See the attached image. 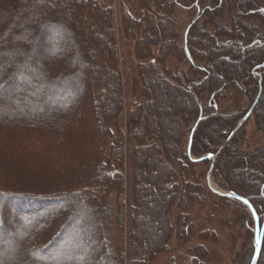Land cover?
Returning a JSON list of instances; mask_svg holds the SVG:
<instances>
[{"label": "trees", "instance_id": "1", "mask_svg": "<svg viewBox=\"0 0 264 264\" xmlns=\"http://www.w3.org/2000/svg\"><path fill=\"white\" fill-rule=\"evenodd\" d=\"M21 1L0 0V60L4 54L10 58L18 56V60L9 67L5 66L7 62L0 64V96L6 95L8 99L4 112L1 113L0 107V208L4 204L10 213L25 211L23 216L28 221L20 219L17 222L19 235L12 245L0 248V261L2 264H98L104 254L110 264H123V246L115 247L111 236L105 233V227L112 228L115 221V229L122 234L126 221L121 195L124 184V132L118 121L123 110V87L114 32L113 0H23V7ZM129 1L135 5L131 6L132 11L125 9L121 12L123 30L127 38L134 41L138 60H151L153 63L145 66L141 62L139 66L145 101L140 105L139 118L143 122L134 135L137 147L131 156L133 204L129 216L128 253L130 264H152L168 250L174 235L182 238L188 222L186 201L192 202L202 193L200 185L191 183L197 179L192 166L201 162L193 161L191 156L199 158L218 154L213 174L218 179L222 174L229 178L227 189L247 199L259 218L264 219V203L258 205L255 200L260 193L264 200V146L244 149V124L236 128L251 108L242 107L236 112L221 113L213 106L224 96L228 84L234 85L243 94L249 92L250 97L255 90L262 89L260 96L253 100L255 108L251 115L256 118L257 131L264 136V0H213L214 11L221 10L220 4H223L233 15L232 30L213 24L214 31L209 34L205 27L194 26L198 23L197 18L189 26L187 34L191 31V35L188 38L186 34L183 47L177 46L178 33L172 18L178 5L176 1ZM55 9L59 13L49 15V11ZM138 11L139 17L133 18ZM59 14L64 20L62 29L66 38L52 39L45 31L49 25L54 31V24L48 21H59L54 17ZM77 20L80 24L76 26ZM30 26L32 30L28 29ZM205 37L208 41L204 40ZM222 37L230 38L231 42L219 43ZM17 42L22 45L20 49L16 48ZM197 42L201 43L200 47L194 50ZM44 44L49 45L47 52ZM71 46L75 47L74 55ZM156 48L158 51H155ZM193 53L201 64L195 63ZM32 56H39L42 61L50 60L48 68H40L39 63L28 64ZM73 56H76L75 61ZM85 57L92 63L93 72L83 91L76 87V83L83 78ZM170 57L190 62L193 71L191 76L187 75L185 91L192 98L194 107L193 111L188 107L184 112L179 110L177 113L179 104L173 100L174 127L164 138L155 139L149 132L154 131V123L157 122L156 109L160 107L157 98L161 100L162 90L154 89L149 78L154 73L157 75L155 64L164 65ZM77 66L78 69L75 68ZM201 72L206 78L193 84L191 78ZM258 73H262L261 83ZM16 79L26 81V86L17 87V93L5 94L9 88L16 86ZM241 81L243 86L244 82L248 83L249 88L243 90L239 84ZM206 92L211 94L210 105L202 103L201 95ZM24 96L28 108L23 105ZM189 116L191 118L185 122ZM181 120L185 124H181L179 131ZM187 127L190 129L189 136L196 129L192 132L190 150L188 147V153H183L179 146L187 134ZM229 137L231 139L226 143ZM107 138L112 139L110 146H107ZM148 148H152L154 156L168 171L162 174L161 186L170 189L169 199H172L167 215L163 206L159 212L162 217L167 216L168 237L165 239L166 234L160 235L159 246L152 249L141 245L137 218L139 210L145 215L143 207H139L140 201L145 203L141 197L140 181L152 176L145 165V149ZM190 173H193L191 181L181 188L179 177ZM27 187H32V190ZM45 187L51 190H37ZM61 192L67 196L59 197ZM112 193L117 194L116 213L110 202ZM73 201L79 205L72 210H76V215L70 214L71 209L64 212L62 207L46 213L42 211L43 207L46 209L66 202L70 205ZM177 203L181 213L174 233L169 217ZM85 210L93 212L91 219L95 233L87 232V239H83L82 243L96 235L99 238L98 247L94 250L86 244L92 255L82 247L71 259L69 256L51 261L45 259L44 262L39 255L46 256L52 249L55 251L59 242L65 241L61 246L72 249L75 234L81 229L80 217L85 215ZM96 210L102 214L100 217ZM4 222V214L0 212V234L7 231ZM249 229L253 238L254 231ZM139 246L142 247L139 249ZM195 251L185 264H203L197 257L206 255V250L196 247ZM254 254L255 247L248 264ZM259 262L264 264V234L257 264Z\"/></svg>", "mask_w": 264, "mask_h": 264}, {"label": "rangeland", "instance_id": "2", "mask_svg": "<svg viewBox=\"0 0 264 264\" xmlns=\"http://www.w3.org/2000/svg\"><path fill=\"white\" fill-rule=\"evenodd\" d=\"M99 1L104 2V0H99ZM168 1L169 2L176 1L178 3L172 15V18L174 20V27L178 33V39L176 40V42L178 43L177 46L180 47L184 46L185 44L184 39L188 32L189 26L197 18H198L197 20L198 23L195 24L194 26H200L201 28L205 27L208 30L209 34L214 31L213 24L215 26L220 25L224 29H228L229 31H231L233 28L231 21L233 15L229 12L227 6H224L223 4H220L222 5L221 10L218 9L214 11L212 6L213 0H196V2H191L190 0H168ZM24 3L25 2L22 0L20 3L21 7L24 6ZM132 5L135 4H132L129 0H113V5H112L114 9L113 21H114V32H115V39L117 45L119 69H120L119 71H120V75L122 79V87H123V110L119 115L118 121H119V126L124 132V168L122 170L124 174V184L121 195L124 199L126 221L123 228L124 232L122 234H120V232H118L115 229V221L113 223L112 228L105 227V233L111 236L115 247L116 245L123 246V250L125 251V261L123 264H130L131 262V256L128 253V243H129L128 235L131 229V227L129 226V216L131 215V208L133 204L131 156L134 149L137 147V144L134 140V135L140 129V123L143 122V120L139 118L140 105L145 101V98L143 97L144 81L142 83L139 66L141 62H143L145 66H148L150 63H153L151 62V60H144V61L138 60L134 51V41L127 38L123 30L120 21L121 12L125 9H129L130 11H132L133 10L131 8ZM57 12L59 13L58 9H55V11H49V15L51 16L55 15ZM137 14H140V12L138 11L134 16L132 15L133 18L139 17L137 16ZM54 17L58 18L59 21L52 19L48 21L51 22V24H54L53 25V27H55L54 31L52 30L53 28H49L50 26L49 25L45 33L47 34V36H49L52 39L66 38L64 35L65 31H63L62 29L64 22V20H62L61 18L62 14H59L58 16H54ZM75 22H76V26L80 24L78 20ZM257 25L260 26L259 22ZM237 26L239 27L238 24ZM28 29L32 30L31 26ZM189 35H191V31ZM207 39L208 37H205L204 40L208 41ZM220 41L219 43H225V42L228 43L231 42V39L228 37H222ZM5 42L8 43V41ZM200 44H201L200 42L195 43L194 50L195 48L196 49L199 48ZM43 46L46 47V52H47L49 45L44 44ZM244 46L246 45H243V47ZM20 47H22V45H20L19 42H17L16 48L20 49ZM71 48L73 49V50L71 49V53H73L74 55L75 47L71 46ZM155 51H158V49L156 48ZM17 58L18 56L15 55L12 58H10L9 55L4 54L0 60V64L7 62V65L5 66L9 67L18 60ZM74 58H76V56L75 57L73 56L72 58L75 61ZM193 58L195 59V63H197L198 60H196V53H193ZM34 63H39L40 68L47 69L50 60L42 61L40 60L39 56H32L28 64H34ZM199 64L201 63L198 62V65ZM155 66L158 69L157 75L154 73L153 74L154 76H150L149 82H152L153 84L152 86L154 89L162 90V98H160L161 100L158 101V98L156 97L157 102H159L160 104V107L156 109L157 122L154 123L155 125L154 131H150L149 133L151 137H154L156 139V138H164L166 133L170 134L172 131V130L170 131V129L174 127V122H173L174 119L172 114V111L174 109L173 100H175L179 104L178 106L179 109L177 110V113L179 112V110L184 112V110H186L188 107L191 108L194 107V103L192 102V98L187 96V92L185 91V83L188 82L187 75L191 76L192 75L191 72L193 71L190 66L189 60L187 59L181 60L170 57L169 59L166 60L164 65L156 63ZM75 68L78 69V66ZM167 69H169L170 73L167 72L168 71ZM92 72H93L92 63L85 57V69L83 70V78L79 79L76 83V87H78L79 90L85 91L86 85L91 80L90 77ZM258 77L260 80L262 77V73H258ZM205 78L206 76L203 75L201 72L200 74L193 76L191 79L193 84H195L198 82L201 83ZM160 81H163V83ZM25 82L26 81L16 79L14 83L16 86L13 89L9 88L5 92V94L10 92L12 93L19 92L17 91V87L22 86V88H24L26 86ZM239 84L240 86H243V81H241ZM245 88H249V84L244 82L243 90ZM261 92L262 89L259 88L255 90L253 96L250 97L251 95L249 94V92L243 94L241 93L240 90H237V88H235L234 85L228 84V87L223 92L224 96L216 100L213 106L215 111L221 113L236 112L239 108L242 107L246 109L251 108L252 110H254L255 105H253L254 108L252 106L253 100L257 98L258 95L260 96ZM210 95L211 94L209 92L202 94L201 95L202 103L204 104L207 103L210 105L211 103ZM22 99L25 101L23 105L27 106L28 108V104L26 103L25 96L22 97ZM72 99L76 100L78 98L73 97ZM7 100L8 99L6 98V95L0 96L1 113L4 112L5 104H7L8 102ZM250 111L247 114H249ZM190 116L189 118L186 119L185 122L189 121V119L191 118ZM184 120L185 119L183 118V121ZM241 121L242 120H239L236 128L239 127ZM194 123H195L194 121L191 122V125L193 126ZM181 124L184 125L185 123L182 122V120L180 121L179 131L182 129ZM256 125L257 124H256L255 116L253 114L252 115L250 114V116L244 122L245 139L243 141L244 143L243 148L246 150L248 149L253 150L258 146H262V145L264 146V136H262L261 133L257 131ZM189 127H187V134L185 131L186 135L182 139V143L179 146L181 152L183 153H188L190 140L192 139V135L194 133V131H191V135L189 136V130H190L188 129ZM179 137L180 136H178L176 141H178ZM230 139L231 137L228 138L226 143ZM106 142H107V146H110L112 139L107 138ZM151 149L152 148L145 149L146 152L145 165L147 170H150L152 176H146L142 178L140 181V184L142 185L141 197L144 198L145 203L143 204L140 201L139 207L140 208L143 207L142 211H144L145 215L141 213L140 210L137 211L138 213L137 218L138 221L140 222V229H141L140 230L141 245L143 247H147L148 249H152L153 246L154 247L159 246L162 237L160 235L166 234L165 239L168 237L169 229L167 223V216L164 217L163 215L162 217L159 214V212L164 207L166 208L165 215H167L172 201V199H169L170 189L168 188L165 189L161 186L163 185L162 184L163 181H161L162 174L164 172L167 173L168 171L166 170V167L162 163V161L154 156L153 150ZM202 157L204 156H200L199 158L191 156V159L197 160V159H201ZM214 160H215V166L211 175V180L213 182L214 188L223 193L231 192V190L227 189L226 187L227 184L229 183V178H226L224 174H222L220 177L221 179H218L217 176L213 174L215 172L214 170L216 169L215 167H216L217 157L216 159L209 157L206 159V161L205 160L199 161L201 162L200 164H193L192 167L196 172L197 179L195 181H192L191 183L195 185H200L202 189V193L199 195L198 199L192 202H189V200L186 201V207H187L186 213L188 215V220H187L188 222L186 224V232L183 234L182 238L178 239V237L174 235L169 243L168 250L160 254L153 261L152 264H185L186 261L189 260V258L195 255L196 247L203 248L207 252L206 255L197 257L199 261L203 262V264H248L253 247H255L256 250V229H257L256 219L246 204L233 198L221 197L210 189L207 182L208 181L207 177ZM192 176L193 173L188 174L186 177L180 176L178 179L179 186L182 188L186 182L191 181ZM240 184L243 187L244 180L242 177L240 178ZM27 188H30L29 190H32V187H27ZM46 188L47 187H45V189H37V190L43 192H48L49 190H51ZM262 192L264 194V190H262ZM62 195L67 196L65 194H62L61 192L59 194V197ZM260 195L261 193L258 194L255 198V200L259 202L258 205L264 203V200L261 199ZM116 199H117V194L112 193L110 196V202L114 207L115 213L117 212ZM76 201H73L70 205L69 203L67 204L66 202V204L62 203L59 205H51L46 209L45 207H43L44 209L42 211L43 213H46L62 207V210L64 212L67 211L68 209H71L70 212H72V210L76 209L79 206L78 204L75 203ZM82 203L84 202L82 201ZM0 209H1L0 212L4 214L5 217L4 224L7 229L5 233L0 234V248L2 249L3 247L5 248L12 245L14 243V240L19 235L18 231H16L17 222L20 219L28 221V218L23 216L25 214V211L22 210L19 212V214L10 213L9 210L7 211L6 205L4 204H2ZM85 211H86L85 215L80 217L79 225L81 229H79L77 234H75L76 236L74 237L75 239L72 244L73 245L72 249L64 248L63 246H61V243L65 241L59 242L58 248L57 249L54 248L56 252L52 249L51 251L48 252L46 256L39 255L40 258L43 257L44 262L46 261L45 259H49L51 261L61 258L65 259L69 256H70L69 258L71 259L73 254L75 255L80 248L82 247L86 248V244L89 248H91L90 250H94L98 247L99 238L97 235L94 236L92 240L82 243L83 239H87V237L85 236L87 232L95 233V229L92 228L93 221L91 219V215L93 214V212H90L89 210H85ZM96 211L100 217V215L102 214L99 212V210ZM73 213H75L76 215L77 214L76 210L70 214ZM180 213H181V209L179 208L177 203L172 207L169 217L170 222L174 227V233H176L177 219ZM31 218L33 217H30L29 219ZM259 225L260 228H262V226L264 225V219L261 220L259 218ZM249 228L253 229L254 231L253 238H252V232L250 231ZM142 246H139V249ZM86 250H87L86 252H89V255H92L88 248H86ZM251 263L249 262V264ZM98 264H110V262L103 254L100 256ZM259 264L261 263L259 262Z\"/></svg>", "mask_w": 264, "mask_h": 264}, {"label": "water", "instance_id": "3", "mask_svg": "<svg viewBox=\"0 0 264 264\" xmlns=\"http://www.w3.org/2000/svg\"><path fill=\"white\" fill-rule=\"evenodd\" d=\"M254 108V106H253ZM252 109L250 111V113L248 115H246L242 121L240 122L239 126H241L242 124H244V122L247 120V118L250 116V114L252 113ZM196 129V127H195ZM237 130V129H236ZM217 155H213L212 158L213 159H216ZM204 158L200 159V160H203ZM214 166H215V160L213 161L212 163V166H211V169L208 173V185L210 187V189L216 193L217 195L221 196V197H228V198H233V199H236V200H239L241 201L242 203L246 204L247 207L249 208V210L251 211V213L253 214V216L255 217L256 219V223H257V229H256V244H257V250H256V253L253 257V260H252V263L251 264H257L258 260H259V256H260V251H261V247H262V241H263V234H264V225L262 226V228H260V225H259V217L255 211V209L252 207V205L249 203V201L243 197H239L237 195H235L234 193H223V192H220L218 190H216L214 187H213V182L211 180V175H212V172H213V169H214Z\"/></svg>", "mask_w": 264, "mask_h": 264}, {"label": "snow or ice", "instance_id": "4", "mask_svg": "<svg viewBox=\"0 0 264 264\" xmlns=\"http://www.w3.org/2000/svg\"><path fill=\"white\" fill-rule=\"evenodd\" d=\"M0 264H2V261H0Z\"/></svg>", "mask_w": 264, "mask_h": 264}, {"label": "bare ground", "instance_id": "5", "mask_svg": "<svg viewBox=\"0 0 264 264\" xmlns=\"http://www.w3.org/2000/svg\"><path fill=\"white\" fill-rule=\"evenodd\" d=\"M213 187H214V185H213Z\"/></svg>", "mask_w": 264, "mask_h": 264}]
</instances>
